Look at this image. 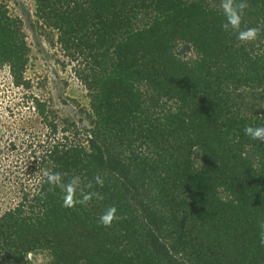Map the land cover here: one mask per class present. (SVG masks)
Listing matches in <instances>:
<instances>
[{"label": "trees", "instance_id": "trees-1", "mask_svg": "<svg viewBox=\"0 0 264 264\" xmlns=\"http://www.w3.org/2000/svg\"><path fill=\"white\" fill-rule=\"evenodd\" d=\"M33 1L77 62L89 122L59 129L33 99L54 137L39 181L0 211V264H33L41 251L48 264H264V143L243 131L264 124V32L244 43L223 31L220 0ZM248 3L242 28L264 22V0ZM22 28L0 0V65L30 87ZM45 170L78 175L104 199L63 207ZM110 205L119 219L103 227Z\"/></svg>", "mask_w": 264, "mask_h": 264}, {"label": "rangeland", "instance_id": "rangeland-1", "mask_svg": "<svg viewBox=\"0 0 264 264\" xmlns=\"http://www.w3.org/2000/svg\"><path fill=\"white\" fill-rule=\"evenodd\" d=\"M2 1L12 15L23 20L22 30L30 48L24 75L30 87L14 84L9 66L0 65V211L16 205L22 184L33 186L41 178L33 168L54 137L48 120H55L59 129L63 120L84 127L89 122L90 107L89 91L75 72L77 62L64 53L54 33L50 35L54 41L49 39L50 29L37 21L34 1ZM186 56L195 58L197 54L189 50ZM34 98L47 103V121L36 109ZM33 258V264L51 260L46 251Z\"/></svg>", "mask_w": 264, "mask_h": 264}, {"label": "clouds", "instance_id": "clouds-1", "mask_svg": "<svg viewBox=\"0 0 264 264\" xmlns=\"http://www.w3.org/2000/svg\"><path fill=\"white\" fill-rule=\"evenodd\" d=\"M224 21L221 24L223 31L234 33L238 41L244 43L255 42L262 32H264V22L252 27H241L245 10L250 7L248 0H220L219 4ZM244 134L252 140H258L264 143V124L246 125L244 127ZM67 173L49 172L45 170L43 176L46 177L47 183L50 185L49 191H55L59 188L63 193L62 206L66 208L75 207L77 204L85 205L95 197L97 200H103L104 196L100 192L85 193L81 188V177L74 175L67 183L64 182V176ZM95 183L101 187L104 184L103 179L97 175L94 177ZM87 188H93V183L89 181ZM80 191V198H77V191ZM119 219L117 216V208L115 205H110L99 216L98 223L103 227H110L114 220ZM260 229L259 241L260 245L264 247V218L258 222Z\"/></svg>", "mask_w": 264, "mask_h": 264}]
</instances>
